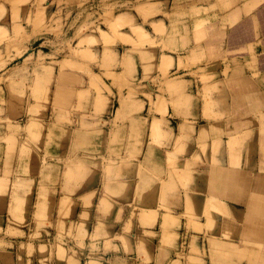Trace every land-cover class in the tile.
<instances>
[{"label":"rangeland","instance_id":"374dc122","mask_svg":"<svg viewBox=\"0 0 264 264\" xmlns=\"http://www.w3.org/2000/svg\"><path fill=\"white\" fill-rule=\"evenodd\" d=\"M245 1L0 0V261L210 264L212 254L192 234L200 226L194 208L184 221L172 220L178 214L170 208H140L146 194L137 185L133 203L127 179L136 175L147 191L149 155L167 149L149 143L150 121L156 142L175 132L164 130L160 109L166 90L181 91L174 79L180 73L169 74L167 57L181 55L182 47L187 64L179 69L195 76L193 32L235 19ZM205 68L197 73L209 94ZM189 83L190 92L199 89ZM167 165L172 179H181L179 162ZM187 188L191 203L195 190ZM164 212L167 220H158ZM215 248L220 264L251 257L234 259L223 246Z\"/></svg>","mask_w":264,"mask_h":264},{"label":"crops","instance_id":"0c3cea01","mask_svg":"<svg viewBox=\"0 0 264 264\" xmlns=\"http://www.w3.org/2000/svg\"><path fill=\"white\" fill-rule=\"evenodd\" d=\"M244 3L242 12L235 19L229 16L231 18L227 20H214L193 32L190 56L196 62L195 76L186 73V69H178L179 65L187 64L182 47H179L181 55L171 51V60L167 57L169 74L172 71L180 73L179 78L174 79L175 83L180 84L176 86L181 91L175 94L166 90L160 109L164 116V130L168 133V130L174 129L175 132L156 142L151 138L153 122L150 121L149 143L162 144L167 149L155 147L153 156L149 155L147 191L142 192L136 175H133L132 180L127 179L133 183V203L136 201L137 185L138 192L146 194L138 200L140 208L156 211L170 208L178 214L172 216V220L181 221L186 220L187 211L194 208L195 220L200 226L192 234L202 239L204 253L212 254L209 257L210 264L219 263L215 254L221 250L215 246H223L222 251L233 255L234 259L235 256L251 254L249 260L238 261L237 264H264V0H247ZM135 64L129 69L132 76ZM204 66L206 77L212 80L209 94L201 82L202 71V74L197 73V69ZM189 81L199 89L190 92ZM208 100L212 103L210 106L206 104ZM211 105L212 109L209 108ZM125 112L130 115L133 110L129 107ZM155 112L156 107L153 114ZM172 117L177 119L173 121L175 126L171 125ZM121 127L129 128L130 125L121 123ZM179 142L183 147L178 145ZM229 143L237 148L234 149L235 153L229 149ZM216 145L219 147L218 154ZM204 146L207 148L205 152L202 149ZM168 159L179 162L178 170L183 171L184 181L181 174V179H172L173 172L168 168ZM187 163L191 165L188 171ZM153 168L156 171L158 169V172ZM192 170H195L194 179L189 180L188 174ZM189 184L195 190L191 203L188 199ZM219 209L226 210L227 214H220ZM167 216L164 212L158 220H167ZM225 234H231V238H225ZM5 263L0 261V264Z\"/></svg>","mask_w":264,"mask_h":264},{"label":"bare ground","instance_id":"6f19581e","mask_svg":"<svg viewBox=\"0 0 264 264\" xmlns=\"http://www.w3.org/2000/svg\"><path fill=\"white\" fill-rule=\"evenodd\" d=\"M218 29H219V28H218ZM132 41H134V40H132ZM205 52H206V51H205ZM152 54H153V53H152ZM153 55H154V54H153ZM147 57H148V56H147ZM150 57H151V55H149V59H150ZM129 60H130V59H129ZM166 61H167V60H166ZM165 63H168V62H165ZM120 64H121V66H122L123 63H120ZM150 64H151V62H150ZM160 64H161V62H160ZM178 64H179V63H178ZM123 65H124V64H123ZM127 65H128V64H127ZM127 65H126V66H127ZM153 65L155 66L154 63H153ZM124 66H125V65H124ZM224 66H225V65H224ZM236 66H237V65H236ZM161 67H162V66H161ZM154 68H155V67H154ZM178 69H179V68H178ZM123 70H124V69H123ZM150 70H151V69H150ZM150 70H149V71H150ZM130 71H131V70H130ZM130 71H129V72H130ZM151 71H153V68H152ZM131 72H132V71H131ZM232 73H233V72H232ZM121 80H122V79H121ZM117 82H118V81H117ZM117 82H116V83H117ZM117 84H118V83H117ZM119 84H120V80H119ZM122 84H123V83L121 82V85H122ZM121 85H120V86H121ZM127 85H128V84H127ZM123 87H125V86H123ZM123 87L121 88V87L118 86L117 88H118V90H119V88L123 89ZM197 94H198V93H197ZM36 95H37V94H36ZM183 95H184V94H183ZM180 96H182V95H180ZM187 96H189V95H186V97H187ZM259 97H260V96H259ZM187 101H188V100H187ZM208 101H209V100H208ZM204 103H205V102H204ZM209 103H210V101H209L208 103L206 102V104H209ZM210 104H212V103H210ZM214 105H215V104L213 103V107H214ZM185 106H186V105H185ZM208 106H210V105H208ZM10 107H11V106H10ZM213 107H212V105H211V107H209V108L212 109ZM206 108H207V106H206ZM206 108H205V109H206ZM209 108H208L207 110H209ZM214 108H215V107H214ZM217 111H218V110H217ZM11 112H12V111H11ZM11 112H10V113H11ZM219 113H220V112H219ZM212 115H213V114H212ZM221 115H223V114H221ZM223 116H224V115H223ZM220 118H221V117H220ZM225 118H226V117H225ZM216 121H217V120H216ZM220 121H221V120H220ZM222 121H223V120H222ZM240 122H241V121H240ZM221 125H222V124H221ZM240 125H241V124H240ZM240 125H239V126H240ZM34 126H35V125H34ZM37 126H38V125H37ZM237 127H238V126H237ZM35 129H36V128H35ZM127 129H128V127H127ZM256 129H257V128H256ZM30 130H31V128H30ZM250 131H251V130H250ZM244 132H245V131H244ZM246 132H247V131H246ZM256 132H257V131H256ZM33 133H34V132H33ZM39 133H40V132H39ZM239 133H240V132H239ZM252 133H253V132H252ZM257 133H258V132H257ZM241 134H242V133H241ZM241 134H240V135H241ZM251 135H252V134H251ZM46 136H47V135H46ZM41 138H42V137H41ZM46 138H47V137H46ZM181 138H182V137H181ZM9 139H10V137H9ZM12 139H13V138H12ZM48 139H49V138H48ZM247 139H248V138H247ZM10 140H11V139H10ZM228 140H229V139H228ZM263 141H264V139H263ZM181 142H182V141H181ZM181 142H179L178 145H181V144H180ZM228 142H229V141H228ZM261 142H262V141H261ZM10 143H11V142H10ZM13 143H18V142H17V140H16V142H13ZM13 143H11V144L13 145ZM210 143H211V141H210ZM220 143H221V142H220ZM245 143H246V142H245ZM9 146H10V145H9ZM181 146L183 147V145H181ZM199 146H201V145H199ZM227 146H228V145H227ZM227 146H226V147H227ZM11 147H12V146H11ZM7 148H8V147H7ZM12 148H13V147H12ZM9 149H10V148H9ZM203 149H204V148H203ZM206 149H207V148H206ZM206 149H205V150H206ZM215 149H216V150L218 149V150H217V151H218L217 154H218V153H219V147H218V145H216ZM225 149H226V148H225ZM229 149H231V151L234 152V149H237V148H235V145H234L233 143H229ZM249 149H250V148H249ZM7 150H8V149H7ZM13 150H14V149H13ZM22 150H23V149H22ZM241 150H242V149H241ZM247 150H248V149H247ZM11 151H12V150L10 149L9 152H11ZM19 151H20V150H19ZM12 152H13V151H12ZM12 152H11V153H12ZM204 152H205V151H204ZM226 152H227V149H226ZM228 152H229V151H228ZM24 153H25V152H24ZM24 153H23V154H24ZM234 153H235V152H234ZM249 153H250V152H249ZM7 154H8V152H7ZM18 154H19V153H18ZM23 154H22V155H23ZM211 154H212V153H211ZM261 154H262V153H261ZM26 155H27V154H26ZM214 155H215V154L213 153L212 156H214ZM11 156H12V155H11ZM14 156H15V155H14ZM24 156H25V154H24ZM28 156H29V155H28ZM25 157L28 158L27 156H25ZM214 157H215V156H214ZM35 158H36V157H35ZM15 159H16V158H15ZM228 159L230 160L229 157H228ZM20 160H21V159H20ZM20 160H19V161H20ZM30 160H31V158H30ZM257 160H258V159H257ZM259 160H260V158H259ZM28 161H29V159H28ZM32 162H33V161H32ZM217 162H218V161H217ZM27 163H28V162H27ZM29 163H30V162H29ZM25 164H26V163H25ZM25 164H24V166H25ZM30 164H31V163H30ZM30 164H29V165H30ZM236 164H237V162H235V165H236ZM231 165H232V164H231ZM235 165H233V166H235ZM34 167H35V166H34ZM43 167H44V166H43ZM235 167H237V166H235ZM35 168H36V167H35ZM159 170H160V169H159ZM3 171H4V170H3ZM176 171H178V170H176ZM181 171H182V170H181ZM235 171H236V170H235ZM38 172H39V171H38ZM138 172H139V170H138ZM218 172H220V171H218ZM233 172H234V171H233ZM181 173H182V172H180V174H181ZM9 174H10V173H9ZM37 174H38V173H37ZM215 174H216V173H215ZM217 174H218V173H217ZM232 174H233V173H232ZM3 175H5L4 172H3ZM220 175H221V174H220ZM233 175H234V174H233ZM1 176H2V175H1ZM39 176H40V175H39ZM211 176H212V175H211ZM217 176H218V175H217ZM225 176H226V175H225ZM228 176H229V175H228ZM230 176H232V175H230ZM234 176H235V175H234ZM242 176H244V175H242ZM182 177H183V174H182ZM222 177H223V176H222ZM236 177H237V176H236ZM2 179H3V178H2ZM208 179H209V178H208ZM208 179H207V180H208ZM217 179H218V178H217ZM219 179H220V178H219ZM226 179H227V178H226ZM210 180H211V179H210ZM221 180H222V178H221ZM221 180H220V181H221ZM224 180H225V177H224ZM228 180H229V179H228ZM228 180H227V181H228ZM235 180H236V179H235ZM217 181H218V180H217ZM220 181H218V182H220ZM248 181H249V180H248ZM181 182H182V181H181ZM153 183H154V182H153ZM230 183H231V182H230ZM245 183H246V182H245ZM5 184H6V183H4V185H5ZM211 184H212V183H211ZM216 184H217V183H216ZM216 184H215V186H216ZM223 185H225V184H223ZM230 185H231V184H230ZM230 185H228V186H230ZM1 186H3V182H2V184H1ZM8 186H9V185H8ZM8 186H6V187H8ZM65 186H67V185H65ZM207 186H208V185H207ZM212 186H213V184H212ZM225 186H226V185H225ZM170 187H171V186H170ZM216 187H217V186H216ZM219 187H220V186H219ZM4 188H5V187H4ZM67 188H68V187H67ZM209 188H210V187H209ZM221 188H222V187H221ZM237 188H238V187H237ZM243 188H244V187H243ZM248 188H249V187H248ZM5 189L7 190V188H5ZM3 190H4V189H3ZM215 190H217V189H215ZM215 190H214V191H215ZM0 191H2V187H1ZM42 191L45 192L44 189H43ZM211 191H212V189H211ZM219 191H221V190H219ZM219 191H216V192L219 193ZM224 191H225V190H224ZM236 191H237V190H236ZM246 191H247V189H246ZM256 191H257V190H256ZM243 192H244V191H243ZM1 193H2V192H0V196L3 195V194H1ZM46 193H47V192H46ZM209 193H210V192H209ZM149 194H150V193H149ZM236 194H239V193L236 192ZM246 194H247V193H246ZM246 194H245V196H246ZM4 195H5V193H4ZM41 196H42V195H41ZM42 197H43V196H42ZM144 197H145V196H144ZM224 197H225V196H223V198H224ZM239 197H240V196H239ZM239 197H238V199H239ZM0 198H1V197H0ZM2 198H4V197L2 196ZM44 198H45V197H44ZM221 198H222V197H221ZM246 198H247V197H246ZM259 199H260V198H259ZM44 200L46 201L47 198L44 199ZM49 200H50V199H49ZM60 200H61V199H60ZM244 200H245V199H244ZM14 201H16V199H15ZM68 201L70 202V200H68ZM68 201H67L66 203H68ZM217 201H218V200H217ZM261 201H262V200H261ZM62 202H63V200H62ZM185 202L187 203V201H185ZM51 203H52V202H51ZM204 203H205V202H204ZM236 203H238V202H236ZM240 203H241V202H240ZM0 204H1V201H0ZM60 204H61V203H60ZM68 204H69V203H68ZM206 204H208V202H207ZM41 205H42V204H41ZM51 205H52V204H51ZM209 205H210V204H209ZM68 206H69V205H68ZM2 207H3V206H2ZM211 207H212V206H211ZM213 207H214V206H213ZM189 208H190V207H189ZM208 208H209V207H208ZM219 208H222V207L220 206ZM46 209H47V208H46ZM46 209H45V207H44V210H46ZM60 209H62V208H60ZM211 209H212V208H211ZM227 209H228V208H227ZM206 210H207V209H206ZM219 210H220V211H219ZM219 210H218V211L220 212V214H222V215H223V214H227L226 210H224V209H219ZM209 211H210V210H209ZM234 212H235V211H234ZM238 212L241 213L240 211H238ZM257 212H258V211H257ZM60 213H61V211H60ZM245 213H246V212H245ZM229 215H230V214H229ZM237 215H238V214H237ZM261 215H262V214H261ZM147 216H149V215H147ZM224 216H225V215H224ZM262 216H264V214H263ZM262 216H261V217H262ZM149 217H150V216H149ZM225 217H226V216H225ZM229 217H230V216H229ZM226 218H227V217H226ZM139 219H140V218H139ZM228 219H229V218H228ZM236 219H237V218H236ZM262 219H263V217H262ZM140 220H141V219H140ZM142 220H143V219H142ZM234 220H235V219H234ZM252 220H253V219H252ZM145 221H146V220H145ZM145 221H144V222H145ZM250 221H251V220H250ZM151 222H152V220H151ZM247 222H248V221H247ZM251 222H252V221H251ZM257 222H258V221H257ZM246 225H247V224H246ZM256 225H257V223H256ZM244 226H245V225H244ZM248 226H249V225H248ZM254 227H256V226H254ZM239 228H240V227H239ZM250 228H251V226H250ZM256 229H257V228H256ZM230 230H231V229H230ZM230 230H229V232H230ZM259 231H261V230H259ZM253 236H254V235H253ZM256 238H257V237H256ZM231 257H232V256H231ZM240 259H241V258H240ZM255 262H256V261H255Z\"/></svg>","mask_w":264,"mask_h":264}]
</instances>
